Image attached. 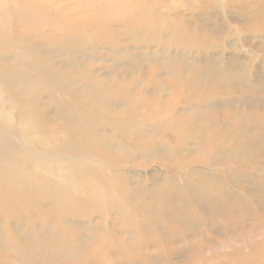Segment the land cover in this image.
Wrapping results in <instances>:
<instances>
[{
    "label": "rangeland",
    "instance_id": "1",
    "mask_svg": "<svg viewBox=\"0 0 264 264\" xmlns=\"http://www.w3.org/2000/svg\"><path fill=\"white\" fill-rule=\"evenodd\" d=\"M36 2L0 12V264H264V0Z\"/></svg>",
    "mask_w": 264,
    "mask_h": 264
},
{
    "label": "bare ground",
    "instance_id": "2",
    "mask_svg": "<svg viewBox=\"0 0 264 264\" xmlns=\"http://www.w3.org/2000/svg\"><path fill=\"white\" fill-rule=\"evenodd\" d=\"M27 0H0V12H15L21 13V7L24 8L22 10H29V8L25 2ZM86 1V2H85ZM7 3L5 7H2L1 4ZM38 5H40L39 9L43 11H50L57 14L59 17L69 18L70 15L74 16L81 15V13H91L98 12L99 7H101V0H37ZM36 2V4H37ZM85 3V4H84ZM84 5V6H83ZM83 6V7H81ZM36 10L35 8H32ZM100 12V11H99ZM247 13V12H246ZM95 14V13H94ZM69 20V19H68ZM233 76L236 74H232Z\"/></svg>",
    "mask_w": 264,
    "mask_h": 264
}]
</instances>
